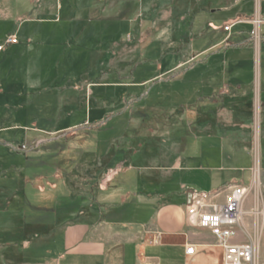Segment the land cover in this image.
Returning <instances> with one entry per match:
<instances>
[{
    "label": "rangeland",
    "instance_id": "rangeland-1",
    "mask_svg": "<svg viewBox=\"0 0 264 264\" xmlns=\"http://www.w3.org/2000/svg\"><path fill=\"white\" fill-rule=\"evenodd\" d=\"M81 1L67 0L57 21L47 19L36 28L29 24L21 32L20 7L14 5V0H0V45L17 36V44L9 46L0 57L3 223L23 226L41 218L50 220L52 214L45 211L63 210L66 191L74 194L83 190L90 194L91 189L106 185V180L93 177L107 169L116 170L124 162L123 145L129 141L132 120L121 115L108 118L113 110H150L144 111L146 122L138 124L136 118L141 117H136L133 127L140 125L145 135L155 122L160 127L161 121L170 123L167 128L173 129L172 137L161 134L160 140L179 144L181 152L198 151L206 127L199 123L204 112L209 125L222 124L229 135L239 133L250 141V134L245 132L251 126L248 113L254 73L250 61L244 67L227 66L221 55L208 62H203L204 57L191 66L187 63L194 51L198 53L220 38V31L236 19L237 13L251 8L256 0H242L241 5H236V0H198L205 12L196 20V15L178 19V13L174 14L176 0H133L134 7L116 0L122 6L121 13L94 22L77 17V10L87 6ZM261 4L264 11V0ZM143 5L154 10L150 20L138 16ZM132 10L137 19H128ZM184 43H191V55L186 49L180 51ZM172 45L179 46V52L170 56L166 49ZM171 59L180 66L169 72ZM105 74L110 79L104 80ZM234 77L245 83L248 96L242 101H233L219 88L220 83L226 84ZM85 78L95 84L85 83ZM147 80L152 81L137 89L113 85ZM187 112L195 113L188 122ZM115 119L123 123L118 131L104 132L101 137L92 134H97L101 120ZM144 135L138 138L139 142L154 141ZM262 155L264 169V129ZM83 156L88 160L83 174L89 169L91 172L85 175L86 179L77 180ZM247 181L241 185L248 191L244 203L248 200L250 205L239 226V241L254 245L258 253L256 264H264V173L259 163Z\"/></svg>",
    "mask_w": 264,
    "mask_h": 264
},
{
    "label": "crops",
    "instance_id": "crops-1",
    "mask_svg": "<svg viewBox=\"0 0 264 264\" xmlns=\"http://www.w3.org/2000/svg\"><path fill=\"white\" fill-rule=\"evenodd\" d=\"M66 1L14 0V5L21 9L18 18L20 31L29 24L36 28V25L47 19L57 21L63 15ZM123 1L131 6L135 3L133 0ZM197 1L176 0L174 14L178 13L180 20L191 15H196L194 19H198L205 10L200 9ZM81 2L87 6L77 10V17L88 18L93 22L107 15H118L122 10L120 2L116 0ZM242 2L236 0V5ZM152 11L143 5L138 16L150 20L154 13ZM129 13L128 19H137L136 12L132 10ZM251 18L262 21L257 29L264 37V11L261 0H256L251 8L241 9L236 19L227 24L232 26L230 32L221 30L220 38L205 49L195 53L191 43H184L180 48V51L186 49L189 55L194 51V55L189 56L191 61L187 63L188 66L200 58L206 57L203 62H208L221 55L225 57L227 66L244 67L250 61L254 73L250 83L252 106L248 113L251 126L245 131L250 134V141L239 133L229 135L228 129L222 124L209 125V117L204 112L205 117L199 123L206 127L202 131L198 151L181 152L179 144H164L160 140L161 134L172 137L173 129L167 128L170 123L161 121L160 127L155 122L154 128H148L145 135L140 125L133 127V119L141 117L136 118V122L145 123L144 111L150 110L142 108L144 111H141L137 107L113 110L108 118L120 115L132 118L128 127L129 141L123 145L124 162H120L116 170L107 169L93 177V180L102 179L107 183L91 189L90 194L83 190H76L74 194L66 191L67 202L63 210L45 211L52 214L50 220L41 218V221L22 226L9 225L0 219V264H222L223 250L216 237L209 231L191 225L188 206L192 191L216 193L212 202L224 203L231 193L232 185H241L252 179L257 163L264 173V40L257 47L256 41L251 38L256 29L253 21L249 20ZM239 27L242 28L236 30ZM9 46L0 52V57L6 54ZM178 49L179 46L172 45L166 51L171 52L169 55L172 56ZM171 60L169 72L180 66L176 60ZM105 75L104 80L110 79L109 75ZM87 79L85 83L91 81V85L95 84ZM232 79L226 84H219L221 92L233 101L244 100L248 96L245 83L235 77ZM151 81L113 85H127L129 89H137ZM194 115L187 112V122ZM118 121L101 120L97 134H92L101 137L104 132L114 133L123 125ZM143 135L154 141L139 142L138 138ZM84 159L85 156L80 166L82 170L75 176L77 180L86 179L85 175L91 172L89 169L83 174V166L88 161ZM68 177L74 178L71 175ZM249 205L247 200L244 203L245 211H248ZM245 211L243 215L248 214ZM188 246L196 247L195 256L187 255Z\"/></svg>",
    "mask_w": 264,
    "mask_h": 264
},
{
    "label": "built area",
    "instance_id": "built-area-1",
    "mask_svg": "<svg viewBox=\"0 0 264 264\" xmlns=\"http://www.w3.org/2000/svg\"><path fill=\"white\" fill-rule=\"evenodd\" d=\"M261 23L259 19L253 21L256 29L252 32V36L256 42H262L264 39L257 29ZM231 29V25L224 28L226 32H230ZM14 44H17L16 36L10 37L5 45H0V52ZM247 194L248 191L244 186L234 184L226 201L219 204L212 202L216 193L191 192L188 206L191 225L209 231L216 237L223 250V264H256L257 248L239 241V226L243 218V205ZM196 250L195 246H188L187 255L195 256Z\"/></svg>",
    "mask_w": 264,
    "mask_h": 264
},
{
    "label": "bare ground",
    "instance_id": "bare-ground-1",
    "mask_svg": "<svg viewBox=\"0 0 264 264\" xmlns=\"http://www.w3.org/2000/svg\"><path fill=\"white\" fill-rule=\"evenodd\" d=\"M256 181H257V184H259V170H257V173H256ZM243 212H244V208H243Z\"/></svg>",
    "mask_w": 264,
    "mask_h": 264
}]
</instances>
